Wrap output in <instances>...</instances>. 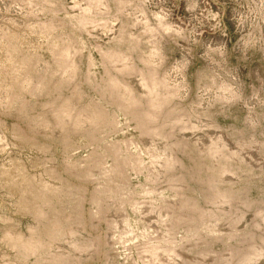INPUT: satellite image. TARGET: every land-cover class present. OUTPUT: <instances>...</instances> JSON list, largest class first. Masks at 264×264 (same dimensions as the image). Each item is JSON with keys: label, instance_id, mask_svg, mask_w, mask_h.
Masks as SVG:
<instances>
[{"label": "rangeland", "instance_id": "1", "mask_svg": "<svg viewBox=\"0 0 264 264\" xmlns=\"http://www.w3.org/2000/svg\"><path fill=\"white\" fill-rule=\"evenodd\" d=\"M0 264H264V0H0Z\"/></svg>", "mask_w": 264, "mask_h": 264}]
</instances>
